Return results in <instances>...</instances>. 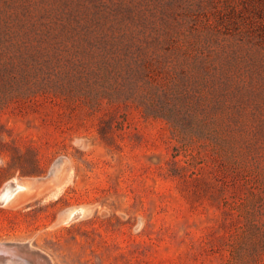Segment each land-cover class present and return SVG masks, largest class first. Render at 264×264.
I'll use <instances>...</instances> for the list:
<instances>
[{
    "label": "rangeland",
    "instance_id": "1",
    "mask_svg": "<svg viewBox=\"0 0 264 264\" xmlns=\"http://www.w3.org/2000/svg\"><path fill=\"white\" fill-rule=\"evenodd\" d=\"M2 35L34 61L0 113V193L62 181L0 205V241L50 264H227L231 221L264 220V0H0Z\"/></svg>",
    "mask_w": 264,
    "mask_h": 264
},
{
    "label": "trees",
    "instance_id": "2",
    "mask_svg": "<svg viewBox=\"0 0 264 264\" xmlns=\"http://www.w3.org/2000/svg\"><path fill=\"white\" fill-rule=\"evenodd\" d=\"M10 37L2 35L0 38V113L17 98L33 95V91L24 90L18 84L27 79L34 57L14 42L8 43ZM2 134L0 125V146ZM2 153L0 149V155ZM6 178L0 179V186ZM230 225L242 236L235 241L227 239L225 248L230 251L227 264H264V220L231 221Z\"/></svg>",
    "mask_w": 264,
    "mask_h": 264
},
{
    "label": "water",
    "instance_id": "3",
    "mask_svg": "<svg viewBox=\"0 0 264 264\" xmlns=\"http://www.w3.org/2000/svg\"><path fill=\"white\" fill-rule=\"evenodd\" d=\"M61 181L62 175L60 173H55L50 177H41L23 183H25L29 189L31 187L43 186L48 182H53L58 189L60 187L59 185ZM19 186H21V182L17 179L8 180L3 186V191L0 193V205L4 206L11 202V200L14 199L20 192V190L17 192V188ZM56 190H53L54 193ZM10 195L11 199L8 200V196ZM88 210L89 208L84 206L68 208L59 215L57 224H68L73 222L80 217H83L88 212ZM7 257H11L17 262L24 261L27 264H37L38 260H43V262L45 261V264H50L45 253L39 249L33 248L30 242L0 241V264H3Z\"/></svg>",
    "mask_w": 264,
    "mask_h": 264
},
{
    "label": "bare ground",
    "instance_id": "4",
    "mask_svg": "<svg viewBox=\"0 0 264 264\" xmlns=\"http://www.w3.org/2000/svg\"><path fill=\"white\" fill-rule=\"evenodd\" d=\"M19 183V182H18ZM60 189V187L58 188V190ZM17 192H19V190H20V192L21 191H24V190H28V187L25 185V183H22L21 182V186H19L18 188H17ZM3 191V190H2ZM19 192V193H20ZM11 199V195L10 196H8V200H10ZM7 260V261H6ZM3 264H27L26 262H24V261H20V262H17V261H14L11 257H7L5 260H4V263ZM37 264H45V261L43 262V260H38L37 261Z\"/></svg>",
    "mask_w": 264,
    "mask_h": 264
}]
</instances>
